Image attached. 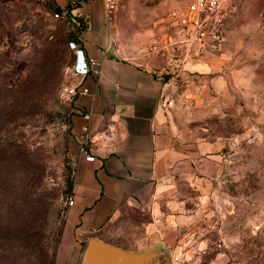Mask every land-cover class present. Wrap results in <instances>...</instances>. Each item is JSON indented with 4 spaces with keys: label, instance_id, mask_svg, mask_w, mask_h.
Returning <instances> with one entry per match:
<instances>
[{
    "label": "rangeland",
    "instance_id": "1",
    "mask_svg": "<svg viewBox=\"0 0 264 264\" xmlns=\"http://www.w3.org/2000/svg\"><path fill=\"white\" fill-rule=\"evenodd\" d=\"M188 2L120 0L108 22L123 54L162 55L158 20ZM70 21L40 0H0V264H54L72 183L61 96L74 85ZM211 58L205 73L174 78L171 111L179 139L218 142L219 174L179 194L200 219L203 260L223 252L226 264H264V0L232 1Z\"/></svg>",
    "mask_w": 264,
    "mask_h": 264
},
{
    "label": "crops",
    "instance_id": "2",
    "mask_svg": "<svg viewBox=\"0 0 264 264\" xmlns=\"http://www.w3.org/2000/svg\"><path fill=\"white\" fill-rule=\"evenodd\" d=\"M40 1L78 26L77 47L98 63L96 73L74 74L88 93L65 101L73 203H65L54 264H80L91 236L131 251L167 247L177 264H226L223 252L201 258L207 249L197 244L200 219L179 194L180 186L202 189L218 176L220 145L178 138L174 78L160 69L171 56L181 58V80H190L206 72L213 55L193 56L177 44L183 34L170 11L158 20L162 55L135 61L123 54L103 0Z\"/></svg>",
    "mask_w": 264,
    "mask_h": 264
},
{
    "label": "built area",
    "instance_id": "3",
    "mask_svg": "<svg viewBox=\"0 0 264 264\" xmlns=\"http://www.w3.org/2000/svg\"><path fill=\"white\" fill-rule=\"evenodd\" d=\"M233 0H189L187 6L178 14L172 13V20L178 24L182 31V37L177 44L185 47L187 53L193 56H211L221 51L225 42L226 18ZM118 0H103L107 19H110L117 7ZM62 13L55 12L54 17L59 18ZM75 49V61L73 73L86 75L97 72L98 63L90 57H86L83 51L74 42L69 43ZM80 57V58H79ZM184 62L181 58H173L170 64L163 70V75L170 78L179 77L184 70ZM88 93V88L81 84L66 87L61 92L64 101H71L78 95ZM171 100L166 104L170 105ZM67 205L73 203V199H65ZM175 261V259H174ZM175 264L176 261H175Z\"/></svg>",
    "mask_w": 264,
    "mask_h": 264
},
{
    "label": "water",
    "instance_id": "4",
    "mask_svg": "<svg viewBox=\"0 0 264 264\" xmlns=\"http://www.w3.org/2000/svg\"><path fill=\"white\" fill-rule=\"evenodd\" d=\"M80 264H175V261L167 247L131 251L91 236L85 242Z\"/></svg>",
    "mask_w": 264,
    "mask_h": 264
},
{
    "label": "trees",
    "instance_id": "5",
    "mask_svg": "<svg viewBox=\"0 0 264 264\" xmlns=\"http://www.w3.org/2000/svg\"><path fill=\"white\" fill-rule=\"evenodd\" d=\"M54 11H58V9L57 8H55L54 9ZM60 12V11H59ZM70 25L75 29V31H76V34H75V37L72 39V40H69V42L68 43H70V42H74L77 46L79 45V38H78V34H79V28H78V26H76V25H74L73 23H71L70 22ZM72 49V48H71ZM73 50V54H74V58H73V62H72V67L74 66V61H75V49H72ZM68 120H69V115H68ZM69 123V122H68ZM15 150V149H14ZM14 150L12 151H10L9 152V158H15V155H14ZM6 151H5V148L3 147V149L2 150H0V158H1V156L3 155V153H5ZM71 188H72V183L70 184V192H69V194L66 196V198L65 199H67L68 197H69V195H70V193H71ZM64 211H65V206H64ZM63 214H64V212H63ZM83 252H84V248L82 249V255H83ZM82 257V256H81Z\"/></svg>",
    "mask_w": 264,
    "mask_h": 264
}]
</instances>
